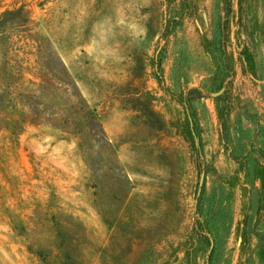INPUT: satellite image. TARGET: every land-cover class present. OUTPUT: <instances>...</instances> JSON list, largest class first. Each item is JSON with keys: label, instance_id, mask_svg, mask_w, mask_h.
<instances>
[{"label": "rangeland", "instance_id": "1", "mask_svg": "<svg viewBox=\"0 0 264 264\" xmlns=\"http://www.w3.org/2000/svg\"><path fill=\"white\" fill-rule=\"evenodd\" d=\"M18 93L42 122L80 95L111 170L14 128ZM60 139L87 202L39 152ZM0 264H264V0H0Z\"/></svg>", "mask_w": 264, "mask_h": 264}, {"label": "trees", "instance_id": "2", "mask_svg": "<svg viewBox=\"0 0 264 264\" xmlns=\"http://www.w3.org/2000/svg\"><path fill=\"white\" fill-rule=\"evenodd\" d=\"M12 14L13 13L11 12H6L3 17L6 18L7 16ZM65 81L66 83H68L67 79ZM41 88L43 89V87ZM189 94H198V91L190 90ZM17 96L20 97V100L22 102L21 104L23 105L19 106L21 112L20 119L12 120V126L14 128L20 129L23 123L48 126L60 131L61 133L76 136L79 141V147L83 148L84 146V149H88L90 145L95 147V144L98 145L97 143H100L99 149L104 152L106 160L109 163L108 169L111 170L112 165L110 164V162H113V153L111 151L107 136L103 130L102 125L94 118L90 107L80 95L73 94L67 99H64V96H62V99L56 100V105L59 107L57 108V110H51V112L47 111L48 117L44 118V122L34 119L36 115L41 114L40 112H38V108L32 106V98L29 99L26 94L20 93H18ZM152 116L154 117L153 114ZM27 118L29 120H27ZM51 119H55V121L58 120L57 124L48 122ZM82 152L85 156V150H82Z\"/></svg>", "mask_w": 264, "mask_h": 264}, {"label": "crops", "instance_id": "3", "mask_svg": "<svg viewBox=\"0 0 264 264\" xmlns=\"http://www.w3.org/2000/svg\"><path fill=\"white\" fill-rule=\"evenodd\" d=\"M103 129L108 133L105 127ZM39 152H44V162L45 160L54 161L53 163L55 165L57 184L59 185V191L62 193V196H67L68 194L74 198L75 196H78V198L81 199L85 198L87 202L92 189L85 185H81L80 188L77 189L73 188L72 185L75 183L76 179L75 174L81 172V164L79 163L77 157H74V161L71 159L73 152L71 151V147L67 144L65 139L55 141L53 144L47 143L45 148L39 149ZM44 166L49 167L47 164H44ZM82 219L86 225H90V218L87 215L82 216ZM99 223L98 217L96 216V226H99ZM101 226L102 225L100 224L99 227L101 228Z\"/></svg>", "mask_w": 264, "mask_h": 264}]
</instances>
